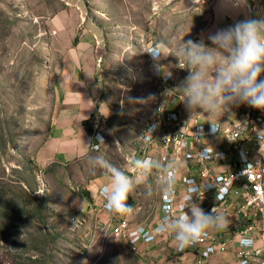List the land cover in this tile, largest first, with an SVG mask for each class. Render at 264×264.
<instances>
[{
	"label": "rangeland",
	"instance_id": "rangeland-1",
	"mask_svg": "<svg viewBox=\"0 0 264 264\" xmlns=\"http://www.w3.org/2000/svg\"><path fill=\"white\" fill-rule=\"evenodd\" d=\"M210 2L0 0V264H136L123 238L98 227L76 191V167L38 165L57 105L58 53L86 33L104 39L117 55L99 73L112 107L125 110L139 93L149 97L135 83L140 64L152 63L145 38L196 41L212 22Z\"/></svg>",
	"mask_w": 264,
	"mask_h": 264
},
{
	"label": "crops",
	"instance_id": "crops-1",
	"mask_svg": "<svg viewBox=\"0 0 264 264\" xmlns=\"http://www.w3.org/2000/svg\"><path fill=\"white\" fill-rule=\"evenodd\" d=\"M204 8L212 10V22L209 21V26H203L199 32H194V36L196 40L204 38L206 44H210V41L206 39L209 32L227 27L240 19L256 18L257 12L262 14L258 18L264 16V0H257V2L248 0L246 8L227 14H221L217 10V0H211ZM195 23V26L200 24L199 22H193L192 25L194 26ZM75 39H77L75 44L71 43V45L62 49V52L59 51L58 53V74L54 82L57 105L51 118L46 139L41 147L42 152L38 165H45L53 159V162H59L64 168L72 170V167H76L74 169L75 179L73 178L77 186L76 191L84 197L90 206L89 212L96 215L95 219H97L98 227L107 228L106 222L109 219L117 222L122 218H127L133 226L155 227L159 224L162 215L161 193L154 191L153 195L149 197L145 195V185H137L129 193L126 201L131 207L129 213L109 212L103 207V201L93 194L97 184L106 182L108 177L102 169H93L89 164L88 157L103 155L117 166L128 169L130 176H135L130 161L133 157L142 158L145 156L142 132L144 126L153 119L154 107L151 100L158 84H161L159 80L164 75L154 68L153 60L149 55L152 63L148 62L151 66L140 64V67H142L140 70L144 71V80L135 82L137 85H144L143 91L149 97L142 99V94L139 93L136 101L131 102L132 107L126 106V109L122 110L124 105L121 104V108L118 109V106L114 108L109 102L108 92L106 93V82L103 73L100 74L99 71L102 66L106 68V65L114 60L117 55L115 50L112 51L107 48L109 46H106L104 39L99 41L98 37H92L87 33L83 35V38L80 36ZM145 41L143 50L148 43H150L149 46H153L158 42L155 38H145ZM131 53L133 54V52ZM143 57H146L145 51H143ZM133 61V65L138 63L136 60ZM160 63L163 72L171 71L175 73L172 84L176 90L180 91L178 85L187 75L188 70L178 67L176 58L171 54L163 58ZM128 64L127 62L126 67ZM262 77H264V74ZM134 78L136 77L133 76ZM151 86H154L153 89H150ZM126 89L129 88L126 87ZM149 91L151 92L149 93ZM168 106L174 108L176 100L169 101ZM248 110H251L252 114L255 115L264 114V110L247 104H240V108L232 106L230 113L226 112L223 116L214 115L210 117L205 113H201L200 119L203 122L211 119L212 121H219L223 126H228L242 121ZM139 116L143 120H140ZM86 122L91 132L88 130V126H85ZM97 132H101L102 137L105 138L100 149H94L93 147L97 141L95 138ZM204 142L214 148L227 147V140L222 135L206 137ZM152 154L155 155V158H158L156 151L155 154ZM214 167L219 168L217 165ZM227 169V167L226 169L224 167L223 170ZM189 171L193 173L195 169L192 168ZM149 181L154 184V172L149 177ZM179 189L180 194H182L185 185L179 184ZM243 198V187L240 184H234L227 198V203L233 208L230 209L233 215L229 214L228 216L227 213H223L225 217L224 228L209 230L217 239L228 240L229 247L225 252L212 254L204 264H240L237 255L239 249L237 232L246 229L250 225L249 220L251 221V211H248V214L235 212L238 205L243 202ZM200 206L207 212L203 203H200ZM250 235L256 238L254 254L250 258V264H261L264 260V244L259 239L258 233L253 232ZM201 247L179 253L176 250L172 234L163 232L158 233L157 239L154 241L140 243L139 252L132 250L131 252L135 255L136 264H159L163 260L175 264H194Z\"/></svg>",
	"mask_w": 264,
	"mask_h": 264
},
{
	"label": "clouds",
	"instance_id": "clouds-1",
	"mask_svg": "<svg viewBox=\"0 0 264 264\" xmlns=\"http://www.w3.org/2000/svg\"><path fill=\"white\" fill-rule=\"evenodd\" d=\"M247 5L248 0H217V10L221 14L242 10ZM206 39L210 44H206L204 38L196 41L189 38L179 43L165 38L143 51L149 53L154 68L161 72L165 79L171 76V72H163L160 61L170 54L176 58L178 67L188 70L178 86L180 102L190 116L195 112L205 113L210 117L221 112L230 113L232 106L240 104L264 110V77H261V73H264V17L237 20L227 27L209 32ZM171 98L175 100L176 96ZM207 122L208 132L218 134V125L211 119ZM150 131L151 129L148 133ZM255 132L257 152L264 158V128L256 129ZM195 133L205 134L202 127ZM97 140L103 142L100 136H97ZM197 156L199 159L209 158L210 150L207 145L203 146ZM241 156L243 158V153ZM88 161L93 169H102L108 177L106 182L97 184L93 194L103 201L106 210L120 214L131 211L126 201L137 185H145V195L149 197L154 191L172 194L181 168L177 161L163 165L158 158L150 155L133 157L130 161L135 171L133 177L129 175L128 169L117 166L103 155L89 156ZM155 170H158L159 174L153 184L149 177ZM185 184L183 203L179 205L178 213L165 214L155 228L157 233L172 234L178 248H184L197 241L207 230H220L225 226L222 211L214 206L206 212L199 201L193 198L202 200L208 185L215 186L217 193L226 189L219 187L215 182L197 183L193 179H187ZM167 212L168 209L165 208V213Z\"/></svg>",
	"mask_w": 264,
	"mask_h": 264
},
{
	"label": "built area",
	"instance_id": "built-area-1",
	"mask_svg": "<svg viewBox=\"0 0 264 264\" xmlns=\"http://www.w3.org/2000/svg\"><path fill=\"white\" fill-rule=\"evenodd\" d=\"M257 2V0H252ZM256 18L262 16L261 12L256 13ZM264 17V16H263ZM171 72V71H170ZM264 73H261V77ZM175 73L167 79L161 77L158 88L154 93L151 104L154 107L153 119L143 128L144 154L155 158L157 157L163 165L172 161L180 163L181 168L172 194L161 193V210L162 215H175L178 213L179 205L183 203L182 194L179 184L186 187L185 181L193 179L197 183L202 181L215 182L219 187L226 190L218 192L215 186L208 185L204 192V197L199 200L198 197L193 199L203 203L206 210L209 211L216 206L228 216L233 215L230 209H233L227 198L234 184H240L244 189L243 202L236 209V213H247L251 211V221L249 226L237 232V241L239 249L237 251L240 264H250V258L254 254L256 238L251 233H258L259 239L264 244V158L257 152L258 142L256 139V129L264 128V114H252L251 110L246 112L244 119L232 125L223 126L219 121H213L218 125V134L208 132V122L201 121V112H195L190 116L182 102H180V91L176 90L172 82ZM176 96V106L171 108L168 102L172 101V96ZM167 99V100H166ZM204 135H197L195 132L201 128ZM149 129H151L150 133ZM212 135H222L227 140L226 148H214L210 145L209 158L199 159L197 154L203 148L206 137ZM102 137L101 132L95 134ZM103 138V137H102ZM105 141V138H103ZM102 142L97 140L93 147L100 149ZM216 153L220 155L217 156ZM243 153V158L241 156ZM217 165L219 168H215ZM221 167V168H220ZM225 167L227 170H223ZM195 169V172L189 170ZM159 174L158 170L154 171V180ZM165 208L168 212L165 213ZM187 211V209H185ZM158 224V225H159ZM152 226H133L127 218L119 219L113 222L109 219L107 226L112 228L113 232L123 238L125 243L132 251H140V243L151 242L157 239V232ZM228 240L217 239L209 230L200 236V238L184 248L176 247L179 253L190 249L198 248L199 255L194 264H204L214 253L227 251L229 247ZM159 264H175L174 262L163 260ZM264 264V260L261 262Z\"/></svg>",
	"mask_w": 264,
	"mask_h": 264
},
{
	"label": "trees",
	"instance_id": "trees-1",
	"mask_svg": "<svg viewBox=\"0 0 264 264\" xmlns=\"http://www.w3.org/2000/svg\"><path fill=\"white\" fill-rule=\"evenodd\" d=\"M85 126H88V130H90V132H91V129H90V127H89L87 122L85 123Z\"/></svg>",
	"mask_w": 264,
	"mask_h": 264
},
{
	"label": "bare ground",
	"instance_id": "bare-ground-1",
	"mask_svg": "<svg viewBox=\"0 0 264 264\" xmlns=\"http://www.w3.org/2000/svg\"><path fill=\"white\" fill-rule=\"evenodd\" d=\"M150 48V47H149ZM173 73V72H172Z\"/></svg>",
	"mask_w": 264,
	"mask_h": 264
}]
</instances>
